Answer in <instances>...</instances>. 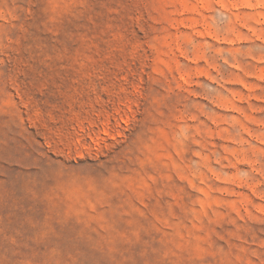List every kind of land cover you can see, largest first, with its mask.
I'll return each instance as SVG.
<instances>
[{"label":"rangeland","instance_id":"374dc122","mask_svg":"<svg viewBox=\"0 0 264 264\" xmlns=\"http://www.w3.org/2000/svg\"><path fill=\"white\" fill-rule=\"evenodd\" d=\"M0 264H264V0H0Z\"/></svg>","mask_w":264,"mask_h":264}]
</instances>
